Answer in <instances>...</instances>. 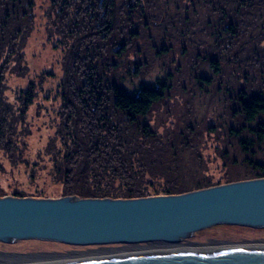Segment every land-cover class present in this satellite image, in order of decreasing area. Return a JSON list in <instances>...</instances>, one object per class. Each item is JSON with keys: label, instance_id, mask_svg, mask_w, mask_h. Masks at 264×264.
I'll use <instances>...</instances> for the list:
<instances>
[{"label": "rangeland", "instance_id": "1", "mask_svg": "<svg viewBox=\"0 0 264 264\" xmlns=\"http://www.w3.org/2000/svg\"><path fill=\"white\" fill-rule=\"evenodd\" d=\"M133 1L135 0H128L132 9L134 8L133 13L136 11L138 14L137 8L144 4L146 12L151 14L153 12L150 9L160 0H152L153 3ZM49 2L50 0H33L32 9L26 10L27 17L22 21L24 8L17 14L20 18L11 23L14 24L11 30L18 34L12 39L11 46L6 47L3 55L7 59V70L0 85V121L5 123L7 137L6 141L0 138V184L9 192L7 195H13V190L18 189L30 193L23 197L69 196L62 194L61 184L51 174L56 146L55 150H49L47 145L62 127V112L58 111L60 99L56 90L64 77V70L67 72L66 79L72 76L70 68L76 70L71 64L73 56L74 59L77 56H68L73 50L67 53L68 49H64L67 39L63 36L56 35L49 40ZM123 3L124 0L118 1L119 6H125ZM192 4L188 8L186 0H173L167 9L164 6L159 9H166L169 14L155 12L152 14V25L142 27L143 30L138 28L141 25L136 27L140 38L145 39L141 41L142 48L126 42V50L120 57L119 54L113 56L106 52L107 77L109 82H115L131 92L142 83H150L157 77L170 74L168 79L171 89L164 99L151 107L144 120L167 142H188V147L184 146L177 152L179 158H183L180 159L181 163L191 169H186L182 176L175 177L179 182L212 178L222 179L220 184H224L228 183L225 179L229 176L247 177L253 167L250 162L264 164V140L261 145L255 143L250 149L253 150L251 154L243 151L239 140L247 137L255 140V136L248 134L246 129L242 130L239 137L231 132L248 125L253 126L257 120L264 121V114H261L253 123H245L242 116L235 115L234 109L238 108V104L232 100L241 89L250 94L258 89L264 92V69L256 68L254 58L251 57L254 47L264 48V35L259 29L250 28L241 33L239 29L233 37L225 34L219 54L212 53L215 44L213 30L208 25L216 24L218 18L197 2ZM13 8L8 2L4 3L0 7V16L6 15L11 20L10 17L15 16ZM180 8L181 13L178 12ZM197 8L198 13L193 15L192 12ZM185 15L190 18L185 27L173 30L172 24H179ZM136 28H130L128 34ZM213 29L217 33L218 30ZM119 39L122 45L129 40L121 32ZM119 39L116 42L118 46ZM146 40L153 44L150 45ZM56 43L57 47L54 46ZM228 43L229 48H226ZM211 60L218 63L220 73L210 67ZM181 67L183 70L187 69L184 77ZM233 72L236 76L232 75ZM198 76L210 77L211 83H204ZM31 81L34 83L32 88L35 96L25 114H22V91L28 89ZM56 145L60 147V144ZM246 179L252 178L240 180ZM40 191L44 194L33 195ZM263 236L264 228L219 224L196 231L187 239L202 243L201 245L214 246L211 241H216V244L239 243L238 240ZM84 247L86 246L37 239L0 242V251L49 252Z\"/></svg>", "mask_w": 264, "mask_h": 264}, {"label": "trees", "instance_id": "2", "mask_svg": "<svg viewBox=\"0 0 264 264\" xmlns=\"http://www.w3.org/2000/svg\"><path fill=\"white\" fill-rule=\"evenodd\" d=\"M118 1L121 0H50L49 2L50 7L47 13L51 23L48 27L49 40L56 35L63 36L67 39L64 49L65 47L68 49L67 53L73 50L68 56H77L75 59L73 56L72 61H74L71 64V67L76 70L70 68L72 76L66 79L65 69L64 77L56 90L60 99V110L58 111L62 112L60 121L62 127L47 145L49 150L52 148L55 150L56 146L57 151L54 152L52 159L51 174L55 181L61 184L62 194L78 197L137 198L178 194L222 183V179L213 180L212 178L179 182L175 177L182 176L184 171L190 167L181 163L180 159L183 158H179L177 151L184 146L188 147V142H167L145 122L144 118L151 107L164 99L171 89L169 79L167 81L156 79L151 83H142L130 92L115 82H109L107 77L105 53L109 52L113 56L119 54L120 57L126 50V42L137 44L138 48H142L141 41L145 39L140 38L136 27L141 25L138 27L141 29L152 25V14L155 12L162 15L169 14L166 9L173 0L164 2L160 0L150 9L153 12L151 14L146 12L144 4L140 5V2L137 5H140L137 8L138 14H136V11L133 13L134 8L132 9L128 0H124L123 5L125 6H119ZM140 1L141 3L143 1L153 3L152 0ZM7 2L12 7L14 6L15 16H11V20L6 15L0 16V85L7 70V59L3 58L4 52L7 46H11L12 39L18 34L17 31L12 32L11 28L14 24L11 23L18 21L20 17L17 14L23 8L20 21L24 20L28 14L26 10H31L33 7V0H0V7L2 8ZM194 2L207 8L212 15L218 18L216 24L210 25L209 23L208 25L213 30L215 45L212 53L219 54L221 40L225 34L233 37L239 29L240 33L250 28L259 29L264 35V0H186L188 8ZM161 6L166 9L159 11ZM181 10L180 8L178 12L181 13ZM192 13L196 15L198 8ZM189 20L190 18L185 15L179 24H172L173 30L185 27ZM213 27L218 30L217 33ZM130 28L136 29H133L134 32L129 31L128 34ZM119 32L122 35L126 34L129 39L124 41L123 45L120 43ZM118 39L119 46L116 44ZM146 41L150 45L153 44ZM57 43L54 46L57 47ZM229 45L230 43L226 48H229ZM140 53L143 54L142 50ZM252 54L255 67L263 70L264 48L260 49L256 46ZM250 60L252 62V58ZM211 63L214 64L211 66L215 72L220 73L218 63ZM181 73L184 77L187 69L183 70L181 67ZM232 75L236 76L234 72ZM32 87L34 83L31 81L28 89L22 91V114H25L35 96ZM258 90L250 94L241 89L232 98L238 104V108L234 109L235 115L242 116L247 124L253 123L261 114H264V92ZM1 94L0 91V98ZM245 129L248 134L255 136V140L249 137L240 138L239 145L243 151L253 154V150L250 149L255 143L261 145L264 140V121L257 120L253 126L248 125L239 131L231 130V132L239 137ZM6 137L5 123L0 121V138L6 141ZM56 143L60 144V147ZM250 164L253 167L249 170L251 172L247 177L229 176L226 177L225 182L264 177V164L253 161ZM8 193L0 184V197ZM12 194L23 197L30 193L15 189ZM42 194H44L43 191L33 193V195ZM245 240L247 239L238 241ZM214 242L216 241H211V243ZM166 245L172 244L89 245L79 249L71 248L70 251L97 252L113 248L129 249ZM36 252L45 253L47 251ZM6 256L9 258L20 256V254L8 255L7 253Z\"/></svg>", "mask_w": 264, "mask_h": 264}, {"label": "water", "instance_id": "3", "mask_svg": "<svg viewBox=\"0 0 264 264\" xmlns=\"http://www.w3.org/2000/svg\"><path fill=\"white\" fill-rule=\"evenodd\" d=\"M219 224L264 228V177L137 198L0 197L3 243L37 239L80 246L176 244ZM147 247L136 249L150 251L41 264H264V243Z\"/></svg>", "mask_w": 264, "mask_h": 264}, {"label": "bare ground", "instance_id": "4", "mask_svg": "<svg viewBox=\"0 0 264 264\" xmlns=\"http://www.w3.org/2000/svg\"><path fill=\"white\" fill-rule=\"evenodd\" d=\"M213 242V241H212ZM250 243H264V236L259 238L247 239L245 241H240L239 243L235 242H227V243H213L214 246L219 245H235V244H250ZM202 243H196L192 240L185 239L182 242L166 245V246H155L151 247V249H174V248H189V247H204L212 244L201 245ZM138 248V247H136ZM136 248H119V249H108L104 251H91V252H83V251H70L71 248H62L60 250L49 251V253H35L29 252L28 250L24 251H0V256H6L8 254H15L20 256H12L7 258H0V264H41L47 262H55V261H63V260H72V259H81V258H89V257H98V256H106V255H115V254H124V253H132V252H141V251H150L148 249L137 250ZM148 248V247H146ZM136 249V250H134ZM72 250V249H71ZM130 251V252H129Z\"/></svg>", "mask_w": 264, "mask_h": 264}, {"label": "flooded vegetation", "instance_id": "5", "mask_svg": "<svg viewBox=\"0 0 264 264\" xmlns=\"http://www.w3.org/2000/svg\"><path fill=\"white\" fill-rule=\"evenodd\" d=\"M165 54V53H164ZM158 56H160V54L158 55ZM211 62H215L214 60H211ZM210 62V67L212 68V66H214V64H212ZM216 63V62H215ZM212 65V66H211ZM214 71H215V69L214 68H212ZM217 73V72H216ZM138 74V73H137ZM169 75L170 74H167V76H164V77H157L156 79H161V80H165V81H167L168 80V77H169ZM199 77V79H202V81L204 82V83H206V84H210L211 83V80H210V77L209 78H207V77H205V76H198ZM155 79V80H156ZM146 83V82H145ZM151 83V82H150ZM168 83V82H167ZM170 84V83H169Z\"/></svg>", "mask_w": 264, "mask_h": 264}]
</instances>
